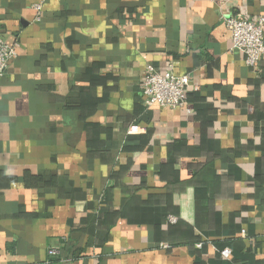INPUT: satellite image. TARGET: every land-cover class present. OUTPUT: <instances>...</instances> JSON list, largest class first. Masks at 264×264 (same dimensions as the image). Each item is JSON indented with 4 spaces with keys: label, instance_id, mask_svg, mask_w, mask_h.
I'll return each instance as SVG.
<instances>
[{
    "label": "crops",
    "instance_id": "1",
    "mask_svg": "<svg viewBox=\"0 0 264 264\" xmlns=\"http://www.w3.org/2000/svg\"><path fill=\"white\" fill-rule=\"evenodd\" d=\"M33 1L0 0V264H264V56L221 19L264 0ZM148 65L185 108L146 103Z\"/></svg>",
    "mask_w": 264,
    "mask_h": 264
},
{
    "label": "built area",
    "instance_id": "2",
    "mask_svg": "<svg viewBox=\"0 0 264 264\" xmlns=\"http://www.w3.org/2000/svg\"><path fill=\"white\" fill-rule=\"evenodd\" d=\"M234 0H223L231 2ZM46 0H34L31 9L35 13V22H40ZM222 23L230 35L231 50L243 54L245 65L257 70L261 58L264 56V15L253 20H245L236 16L222 17ZM17 51L0 37V80L5 76L8 63L14 59ZM190 85L189 75H174L171 68L159 73L151 65L145 70L141 82L142 94L148 105L160 108L177 109L187 106V89ZM136 127L130 128L135 133ZM55 249H50L48 255L54 257ZM221 257L228 259L231 255L229 248L219 251Z\"/></svg>",
    "mask_w": 264,
    "mask_h": 264
},
{
    "label": "trees",
    "instance_id": "3",
    "mask_svg": "<svg viewBox=\"0 0 264 264\" xmlns=\"http://www.w3.org/2000/svg\"><path fill=\"white\" fill-rule=\"evenodd\" d=\"M57 256V255H56ZM54 261H53V258L50 259V262H48L49 264H52Z\"/></svg>",
    "mask_w": 264,
    "mask_h": 264
}]
</instances>
